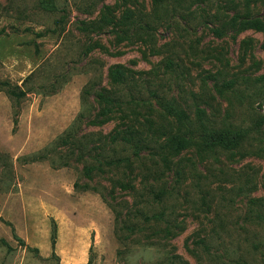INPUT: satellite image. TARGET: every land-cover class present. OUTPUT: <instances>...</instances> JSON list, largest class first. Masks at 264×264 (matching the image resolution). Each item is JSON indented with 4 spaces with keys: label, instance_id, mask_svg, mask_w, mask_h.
<instances>
[{
    "label": "rangeland",
    "instance_id": "obj_1",
    "mask_svg": "<svg viewBox=\"0 0 264 264\" xmlns=\"http://www.w3.org/2000/svg\"><path fill=\"white\" fill-rule=\"evenodd\" d=\"M246 13L264 19L263 0H0V264H264V157L193 147L164 175L147 151L132 170H84L131 153L118 131L174 128L162 99L213 128L264 116V32L235 27ZM127 15L148 29L119 41ZM98 93L122 101L113 114L98 116ZM253 137L248 152L264 127Z\"/></svg>",
    "mask_w": 264,
    "mask_h": 264
},
{
    "label": "trees",
    "instance_id": "obj_2",
    "mask_svg": "<svg viewBox=\"0 0 264 264\" xmlns=\"http://www.w3.org/2000/svg\"><path fill=\"white\" fill-rule=\"evenodd\" d=\"M160 0H155L158 3ZM264 5V0H263ZM131 16L127 15L124 17L122 24L126 27L123 29L114 28L113 32L117 34V39L123 41L130 39L138 33V28L148 29V25L138 27L137 23L129 22ZM102 21H106L108 24H114L112 18H108L105 14L102 17ZM235 27L239 30L253 29L259 32H264V19L253 16L249 13H246L239 17V19L234 18ZM118 24V23H116ZM104 25V24H103ZM101 25V26H103ZM131 26V28L129 27ZM215 33L221 36V32L218 29L214 30ZM264 49V43H263ZM112 82L116 85H125L126 83V74L121 69V67L113 68L110 72ZM264 80V76L260 78ZM8 86V84H5ZM8 93L16 97H22L25 95V92H16L14 89H9ZM97 101L101 104L98 116L104 118L113 114L115 107L120 106V101L118 98L113 97L112 95L105 93L97 94ZM122 102V101H121ZM158 106L166 114L167 121L174 128L170 130L162 131V128H158L155 131L150 132V135L144 134L143 131L137 130L135 128L127 127L123 131H118L115 135L111 136L112 143H123L129 146L132 151L128 155H121L117 157H109L106 155L101 156L100 160L96 162V165H90L85 167V175L90 179L93 178V172L97 171L99 174L106 173L107 169H121L125 168L132 170V164L135 161L141 160L144 151H147V154L150 156V159L154 160V166L156 168V174L158 171L160 175H164L165 171H173V168L176 163V159L182 156V154L188 152L193 147H195L197 154L200 157H204L209 153H214L218 150H222L226 153H229L231 159H235L237 156L241 158H246L249 155L264 157V147L260 144L256 147L253 152H248L246 146L254 139V133H261L264 127V116L257 119L252 127H222V128H213L206 124L204 116L205 111L202 109H197L196 112V122L192 121L190 115L183 109L178 103L173 100H160L157 101ZM264 106V103H263ZM84 115H80L79 120ZM103 121V120H101ZM101 123V122H100ZM196 124V127H195ZM151 125H149L148 131H150ZM75 127H71L68 131H65L61 137H59V145L66 146L73 144L75 142L76 136L74 134ZM146 143H156L157 146H149ZM75 144V143H74ZM147 147V148H145ZM151 147V148H148ZM102 155V154H100ZM177 176V184L182 181V173L180 171H175ZM160 175L156 178V181H160ZM249 183L246 181L244 186L241 189L244 190V187ZM264 187V177L263 183ZM159 190H152V196L154 202L163 204L171 195V189L167 186V183L162 181ZM75 187L81 189L97 190L94 186H89L88 184L79 185L75 184ZM255 207V205H254ZM250 209V215L256 219L262 218L260 212L255 208ZM154 219L161 221L163 216L161 214L154 215ZM55 243V237L53 236V244Z\"/></svg>",
    "mask_w": 264,
    "mask_h": 264
},
{
    "label": "water",
    "instance_id": "obj_3",
    "mask_svg": "<svg viewBox=\"0 0 264 264\" xmlns=\"http://www.w3.org/2000/svg\"><path fill=\"white\" fill-rule=\"evenodd\" d=\"M262 103H264V99L262 100Z\"/></svg>",
    "mask_w": 264,
    "mask_h": 264
}]
</instances>
